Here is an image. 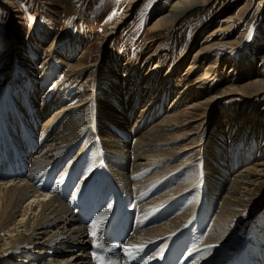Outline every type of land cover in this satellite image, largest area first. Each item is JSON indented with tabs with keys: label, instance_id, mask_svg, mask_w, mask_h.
Listing matches in <instances>:
<instances>
[{
	"label": "bare ground",
	"instance_id": "bare-ground-1",
	"mask_svg": "<svg viewBox=\"0 0 264 264\" xmlns=\"http://www.w3.org/2000/svg\"><path fill=\"white\" fill-rule=\"evenodd\" d=\"M135 1L136 0H130L127 9L128 12L132 3ZM215 3H217V0H175L171 3L168 10H164V12L159 13L155 17V19L149 24L148 30L150 29L152 32H157L164 29H171L185 13L193 7L206 6ZM250 4L251 0H246L241 8V14L239 15H243V12L248 9ZM0 6L9 9V13L11 14L5 27V37H7L6 49L4 51L5 54H0L3 58L7 59L6 63L0 67V78L3 79L8 75L7 83H9L8 85H4L3 83L0 86V88H4L5 86L4 90L0 92V98H2L0 120H2L1 125L3 126V132L6 133L9 129L16 128L15 119L11 118L10 115L11 109L13 112L16 111L14 116L19 115L24 118L26 114L23 107L26 106L27 111L31 110V112L29 111L26 124L23 126L25 129L24 131H26L27 136L30 138H38L41 142L40 147H38L39 152L35 154L34 157L33 152L26 148L27 144L17 146V154L27 162V176L24 175L25 177L0 180V195L3 196L2 199L6 203V206L7 204L12 205L14 215L21 212V218L17 219L16 217L13 222H10V220L4 218L0 214V262L5 264H34L36 263L35 260H37V263L42 260L43 254H48L53 260L43 262V264H57L55 262L57 259H63L61 258L63 254L60 255L62 252L65 250L71 251L74 247L81 246L83 249L72 255L67 264H90L89 256L86 253L88 250L84 251V248L88 245L87 242L89 240L99 239V235L102 232L101 227L103 225V219L106 217L107 212L98 214L85 229L84 226L76 220L72 210L68 208L66 201L57 197L56 193L48 195V193L39 188V181L37 182L39 176L33 179H29L28 177L33 169L37 167L43 169L41 173L44 174V167L56 161V158L61 155V152L79 136L83 129L87 128L89 132L94 130V133L96 134L95 137L98 138L103 145L109 143V148L119 150L124 156H126L127 160H132L135 165H148L157 161L163 162L172 157L181 159L183 157V152L185 151H188L189 154L195 156L194 159L187 160L184 163L177 162L168 167H163L158 173H167L169 171L184 168L188 165L192 166L195 163H198L199 157L204 159L202 183L195 185L199 191L198 195L196 192L192 193L190 202L184 203L181 208L182 211L177 213L174 218L167 221L165 224L141 232L135 227L133 234L124 245L125 253L126 249L129 248V245L136 246L133 247L135 248L133 252H137L149 243L154 242L151 240L156 238H160L161 240L165 235L171 236L176 232L181 231V228L194 217L200 204H202V215L206 219H210V221L209 229L201 243L199 257L195 264H231L228 251L237 249L240 245H244L248 241L247 238L242 239L237 236L235 241L231 242L230 238L232 233L236 230L239 223L244 220L242 219L243 217L246 215L249 216L253 212H257L259 206L264 203V160L257 161L254 164L243 165L235 170L231 169L234 165L232 163H235V160L238 159V156L234 154L241 150L238 148V145L242 141L244 134L248 131L247 123L251 122L253 129L254 126H260L261 128L264 127V104L261 113L253 118L252 121L250 119V114H253V111H249L250 117L249 115L244 117L239 132L236 135L234 133L232 137L230 136L237 144L235 151L230 150L232 148H229L230 144L227 143L229 138L222 133L221 127H223V123L220 122L217 123L219 124L218 128L213 129L210 134L206 135L204 138L202 137V134H199L198 132L194 139L188 140L185 143H182V145H178L176 148L158 151L157 148L164 147L166 144H179L180 141L177 139L194 133V130L192 129H185L179 133H168L170 130L179 129L181 125H195V122H199L198 127L206 126L208 123L207 116L211 114L212 110L213 112L217 110L220 100L227 95L236 97V101H232L235 106H242L241 104L244 103L247 106L252 107V105L260 99V96L264 94V68L262 67V72L251 79L244 80L242 83L239 82V84L234 83L225 85V87L221 88L219 92H216L211 96L209 95L206 98L199 99L198 96L200 97L203 93L209 94L213 92L211 91L212 89L214 90L213 87L221 82L222 72L219 68L221 58H214V61L212 60L209 62L206 72L202 76L197 77L191 84L185 85L181 82H175V85H173L174 88H172V81L169 82L170 74L173 75L175 72V69H173L174 66L168 69L163 78L162 85H159L160 87L157 89L150 86L145 87V84L150 79V71L147 72V75L142 78L139 83L133 84L132 80H130V78L128 79V77H135L138 75V73L131 75L134 67L124 68L119 66L110 71L113 75L117 76L118 79L107 84V88L102 90L99 93V96L94 92L96 89H93V91L91 90V92L85 97L83 102L72 104L70 101L61 98V93L58 92V89L54 91L58 77L41 95H38L37 92L34 91V89L38 91L39 84L42 85L45 82V79L48 78L47 75L49 74L50 68L48 69L44 66L46 65L45 60L42 59L40 61L44 56L39 58L38 55H34L31 59H27L26 56L23 54L21 55L22 50L20 45L23 40L19 34L21 31L14 33L13 30L16 27H13L14 25L12 24L14 18L18 17L19 9L12 6V0H0ZM218 11L219 10H216V12ZM128 12L122 18L128 15ZM122 18L112 27L114 30L110 28L111 32L107 35H110L115 31L116 26L121 22ZM228 20L229 18H223L222 22H227ZM229 29L230 24H227L225 28H218L214 29L212 32L210 31V36L218 34L219 31H228L226 35L230 36L232 31H229ZM51 31H53V29L50 26H47L43 29V34L46 35ZM249 37L250 34H241L233 40L224 42L223 45H234V48L239 52L242 48L247 46L246 41ZM57 39L58 37L55 36L53 40L47 44H43L45 46L44 50L47 53V56H45L47 59H52L54 56ZM211 50V45H204L197 48L191 62L192 65H189L186 68L187 73L193 68L195 62H199L204 58L206 53H209ZM157 51L162 50L158 48L153 54H156ZM186 51L187 48H184L181 57L177 58L174 62L175 65L181 61V64L185 62L184 57L186 56ZM4 55L6 56L4 57ZM80 58L82 59L78 58L76 61L74 60L73 62L66 63V65L70 67L71 73L75 74L74 78L79 76L83 77L85 73L89 72V77L86 79L91 81L95 80L96 77H98L97 74L102 62V56L95 61L85 62L86 57L85 52H83ZM164 63L165 60L162 58L156 63V72L160 71V68H158L159 65H163ZM249 63V59L244 58V56L241 55L239 60L233 63V66L235 65V67H238V65L242 64L246 68V71L245 69L242 70H244V72H250L252 67ZM39 67L42 68L41 71H38ZM14 68H18L19 71H22L21 75H23L22 77L24 81L26 80V84L22 81H17L13 77L14 75L12 76L11 73ZM197 68L195 70H197ZM127 71L130 74L128 73L125 77L121 78V75L126 74ZM254 74L255 73H253V75ZM155 76L157 77V74ZM239 76L241 77V74ZM209 79H211V81L214 80L213 87H208V82H204ZM13 81H16V84L21 86L19 87V90H17L18 93L16 91L17 94L14 95L11 92V84ZM155 82L156 78L154 83ZM149 90L154 93L158 91L159 94H163V97L168 99L167 101H169V104L162 105L163 101L161 97L153 96L152 98H148L146 94ZM195 97L199 100L194 101ZM256 97H258V99H256ZM90 100L94 106H99V109H94L99 113L98 115L89 113L88 119L83 121L82 124H79L82 120V115H85L83 114L84 111L75 115H71V113H76L79 109L81 110V107ZM159 104L164 107L163 109L165 113L148 128L142 129L140 133H137V141L133 146L129 142L116 136L113 128L119 129L128 136H131L130 132L133 129L134 133L138 132L142 122V127L144 124H147L150 111H152L151 115H156ZM181 104L183 105L182 108H180ZM37 105H41L38 107L40 111H32V108H35ZM225 110L224 114L228 116L226 112H229L233 124L235 119H239L241 116V113H237L234 109ZM41 111L46 113V115L42 114ZM134 114L135 117L131 124L130 119ZM145 114L147 115L145 116ZM42 116H46V118L42 120ZM53 124L56 127L55 131L52 129ZM40 125L41 128H43L41 131V137L35 132V129ZM120 126L123 127V129L119 128ZM90 127H93V129ZM103 134L110 135L104 138L105 136H103ZM2 137L3 135L1 134L0 159L2 158L1 151L4 149ZM20 141L21 140H19V142ZM23 141H25V139ZM256 142L257 139L253 140V148L248 149L247 154L249 156L253 154L257 145ZM32 146L34 147V145ZM86 146H88L87 148L90 155L97 150L94 146L89 144L82 145L81 149H85ZM262 147L264 149V140ZM242 151L243 153L246 152L243 146ZM99 152L100 156H103L104 163L108 166L109 172L113 174L119 188L127 193L132 199L137 201L140 214L147 215L159 204L170 200L168 192L173 191L174 188L170 186L171 179L168 175H147L144 178V181L139 184L132 179L129 172L125 173L126 167L120 159L106 152L105 148L103 151L99 150ZM228 157L229 160L226 159ZM224 166H228L229 169L235 171L233 174L234 177H231L233 182L226 187L224 186V180L221 177V171L225 170L223 168ZM55 171L57 170L55 169ZM184 171L186 172V170ZM23 173L25 174L24 170H9L7 172H0V178H4L10 174ZM42 180L43 176L40 177V181ZM182 185L183 184L177 186V188H181ZM203 189L207 191L206 197L203 193ZM159 191L163 192L157 196L156 194ZM219 192L222 193V196L217 198ZM152 194H155V199L147 201L144 204L140 202L144 196H150ZM27 198H29V201L27 202L26 208L17 209L16 206L18 201ZM177 200L180 201V199ZM14 201H16V203L13 205ZM205 202L208 211L204 210ZM172 208L175 209L176 206L173 205ZM249 222L251 223L250 219ZM258 224L259 228L248 227V234H255L257 239L259 237H264V222L259 220ZM242 229L243 225L238 230L237 234ZM99 230H101V232H99ZM179 233L174 235L173 239H175ZM65 247L67 248L65 249ZM35 248L37 250L34 251ZM30 250L42 255L33 254ZM161 253L162 250L158 247L153 253L154 256H150L147 260L149 262L153 261L156 259V255H161Z\"/></svg>",
	"mask_w": 264,
	"mask_h": 264
},
{
	"label": "rangeland",
	"instance_id": "rangeland-1",
	"mask_svg": "<svg viewBox=\"0 0 264 264\" xmlns=\"http://www.w3.org/2000/svg\"><path fill=\"white\" fill-rule=\"evenodd\" d=\"M174 1L175 0H136L132 3L128 12L127 9L130 4V0H12V6L19 9V13L17 15L18 17L14 18L12 24L14 25L13 27H16L13 30L14 33L21 31L19 33L23 39L20 45L22 50L21 55L23 54L27 57V59H31L34 55H38L39 58L44 56L40 59V61L42 59L45 60L46 65L44 66L48 69L50 68L49 74L47 75L48 78L46 77L47 79H45V82L42 85L39 84L38 91H36V89H34V91L37 92L38 95H41L58 77L57 85H55L54 91L58 89V92L61 93V98L70 101L72 104L80 103L83 102L91 90L93 91V89H96L94 92L97 93V96H99V93L107 88V84L115 79H118V77L113 75L110 71L115 69V67L118 68L119 66L124 68H130L132 66L134 67L131 75L135 73H138V75L135 77H128V79L130 78V80H132L133 84L139 83L142 78L147 75V72L150 71V79L145 84V87L150 86L155 89L159 88V85H162L163 78L165 77L168 69L174 66L173 69H175V74H170L169 77V82L172 81V88H174L173 85H175V82H181L185 85L191 84L197 77L202 76L206 72L209 62L221 58L219 68L222 72V80L215 87H213L214 80L211 81V79H209L204 81L208 82V87H213L214 90L212 89L211 91L213 92L209 94L203 93L200 95V97L198 96L199 99H202L219 92L221 88L225 87V85L234 83L239 84V82L242 83V81L251 79L262 72L264 68V0H251L250 6L243 12V15L239 14H241V8L245 4L246 0H217V3L215 4L193 7L188 12H186L171 29H164L157 32H152L150 29L148 30L149 24L155 19V17L159 13L164 12V10H168L171 3ZM216 10L219 11L216 12ZM127 12L128 15L122 18ZM10 15L9 9L2 8V6H0V54H5L4 51L6 49L7 40V37H5V27L10 19ZM121 18L122 20L116 26L115 31L112 34L107 35L109 32H111V29L114 30L112 27ZM223 18H229V20L227 22H222ZM227 24H230L229 31H232L230 36L226 35L228 31H219L218 34L210 36V33L214 29L225 28ZM47 26H50L53 31L45 35L43 34V29ZM241 34H250V38H248L246 41L247 46L242 48V50L239 52L234 48V45H223L224 42L233 40ZM55 36L58 37V39L54 49V56L52 59H47V57H45L47 56V53L44 50L45 46L43 44H47L53 40ZM204 45H211L212 50L209 53H206L204 58H202L199 62H195L193 64V68H191L187 73L186 68L189 65H192L191 62L195 54V50ZM158 48H160L162 51H157L156 54H153V52H155ZM184 48H187V51L185 52L186 56L184 57L185 62L181 64V61L175 65L174 62L177 58L181 57ZM83 52H85V62L95 61L100 56H102V62L99 66V71L97 74L98 77H96L95 80L91 81L86 79L89 77V72L85 73L83 77L79 76L74 78L75 74L71 73L70 67L66 65L67 62H73L74 60L76 61L78 58L82 59L80 56ZM241 55H243L244 58L249 59V65L252 67L250 72H244L242 69H245L246 71V68L242 64L238 65V67H235V65L233 66V63L235 61L237 62ZM5 56L6 55H4V57ZM161 58L165 60V63L163 65L160 64L158 67L160 68V71L156 72V63ZM6 61L7 59L0 55V67L3 66ZM196 68L197 70H195ZM41 70L42 68L39 67L38 71ZM128 73L129 72L127 71L126 74L121 75V78L125 77ZM253 73L255 74L253 75ZM11 74L12 76L14 75L13 77L17 81H22L26 84V80L24 81L22 77L23 75H21L22 71H19L18 68H14ZM156 74L157 77L155 76ZM240 74L241 77L239 76ZM7 78L8 75H6L3 79L0 78V86L3 83L4 85L9 84L7 83ZM155 78L156 82L154 83ZM11 85V92L13 95L17 94V90H19V87L21 86L17 85L16 81H13ZM4 88L1 87L0 92L4 90ZM151 90H149L146 94L148 98H152L153 96L161 97L163 101L162 105L169 104V101H167L168 99L163 97V94H159L158 91L154 93ZM225 97L220 100L217 110L214 112L212 110L211 114L207 116L208 123L206 126L198 127L199 122H195V125H181L177 130H170L168 133H179L185 129H192L194 130V133L177 139L180 141L179 144H166L164 147H158L157 151L176 148L178 145L180 146L182 143L194 139L196 137V133L198 132L199 134H202V137L204 138L206 135H209L213 129L218 128L219 124L217 123L219 122L223 123V127H221L222 133H224L225 136L229 138L227 143L230 144L229 148H232L230 150L235 151L237 144L231 137L234 133L236 135L239 132L241 128V122L243 121L244 117L250 114L249 111H253V114H250L251 121L261 113V109L264 104V94L260 96V99L257 100L255 104L252 105V107L247 106L244 103L241 104L242 106H235V104L232 103V101H236L235 96L232 97V95H227ZM198 98L195 97L194 101H198ZM256 99H258V97H256ZM1 101L2 98H0V110ZM41 105H37L35 108H32V111L39 112L40 109L38 107ZM162 105L159 104L157 107L158 111L155 116L151 115L152 111L149 112L147 124H144L142 127V122L138 132L134 133L133 129L130 132L131 136H128L119 129L113 128L116 136L129 142L133 146L137 141V133H140L142 129L148 128L165 113L163 109L164 107H162ZM82 107L81 110H78V112L71 113V115H75L84 111L83 114L85 115H82V120L79 124H82L83 121L88 119L89 113L94 115H98L99 113L94 110L95 108L99 109V106H94L91 100L85 103ZM182 107L183 105L181 104L180 108ZM23 108L26 114L24 118L19 115L14 116L16 111L13 112L12 109L10 111L11 118L15 119L16 128L9 129V131L5 133L3 132V126L1 125L2 120H0V135H3L2 142L4 146L6 143L10 144L9 153L12 154L10 155L11 157L15 154L17 146L23 144H27L26 148L33 152L34 157L35 154L39 152L38 147H40L41 144L40 139L38 140V138H30L27 136L26 131H24L25 129L23 126L26 124L29 111L31 112V110L27 111L26 106ZM228 109H234L237 111V113H241V116L239 115V119L235 117L236 119L234 124L231 122L229 112H226L228 116L224 114V110L227 111ZM41 113L46 115V113L42 111ZM146 115L147 114H145V116ZM134 117L135 114L132 115L130 119L131 124ZM45 118L46 116H42V120ZM247 125L248 131L244 134L242 141L238 145V148L241 150L234 154L238 156V159L235 160V163H232L234 164L231 168L232 170H235L236 168H239L243 165L254 164L257 161L264 160V149L262 147L264 140V127L261 128L260 126H254L253 129L251 122H248ZM90 128L93 129V127ZM119 128L123 129L121 126ZM42 129L43 128H41V125L35 129L36 134H38L40 137ZM52 129L54 131L56 129L54 124ZM109 135L110 134H103V136H105L104 138ZM95 136L96 134L94 133V130L89 132L87 128L83 129L79 136L66 149H64L61 154L66 152L69 148L76 150L81 148L82 145L89 144L94 146V148L97 150L103 151L105 148L106 152L120 159L126 167L125 173L129 172V175L132 177V179H134V181L139 184L144 181V178L147 175H168V177L171 179L170 186L174 188L173 191L168 193L170 195V200H172V202L175 201L173 205L176 206L175 209L171 207V218H174L177 213L182 211L181 208L184 203L190 202L192 193L196 192L198 195L199 191L195 185L202 183V172L204 165V159L202 157H199L198 163H195L192 166L188 165L184 168L169 171L167 173H158L163 167H168L177 162L184 163L187 160L194 159L195 156L189 154L188 151H185L183 152V157L181 159L172 157L163 162L157 161L148 165H135L132 160H127L126 156H124L119 150L109 148V143H107V145H103V143ZM24 139L25 141H23ZM255 139H257V145L253 151V154L249 156L247 151L248 149L253 148V140ZM19 140L21 141L19 142ZM32 145H34V147ZM242 146L246 150L244 153V149L242 151ZM229 157L226 159L229 160ZM57 161L58 157L56 158V161L53 162L54 164L51 163L44 167V174L41 173L43 169L39 167L34 168L31 174L28 176L29 179L39 176L37 180L38 182L40 181L41 176H43V180L55 177L59 170ZM228 166H224L223 168L225 170L221 171V177L224 180L223 182L225 187L229 186L233 182L231 177H234L233 174L235 172L229 169ZM55 169L57 171H55ZM184 170H186V172ZM181 184H183L182 187L177 188V186ZM162 192L163 191H159L156 195L159 196ZM203 193L206 197L207 191L205 189H203ZM221 196L222 193L219 192L217 198H220ZM2 198L3 196L0 195L1 216L10 220V222H13L16 217L17 219H20L21 212H18V214L14 215V209L12 208V205L7 204L6 206V203ZM28 199L29 198L23 200L20 199L16 208H26L27 202L29 201ZM177 199H180V201ZM16 201L13 202V205L16 203ZM135 202L137 204L136 200ZM146 202L147 201L141 203L144 204ZM204 210L208 211L206 202ZM242 219L244 220L239 223L236 230L232 233L230 241H235L237 236L242 239L247 238L248 241L244 245H240L237 249L242 248L243 250H254L264 242V237H259L257 239L255 234H248V227L259 228V220L264 222V203L259 206V210L257 212H253L249 216L246 215ZM249 219L251 223L249 222ZM209 221H207L206 225H204L203 222H198V220L193 223L195 226L196 235H198L199 238H205V234L209 229ZM242 225L243 229L237 234ZM179 232L180 231L176 232L173 234V236ZM157 240L160 242V238H156L151 241ZM66 248L67 247H65V249ZM86 248L87 246L84 248V251ZM82 249L83 248L79 246L74 247L71 251L65 250L60 254H63L61 257L63 259L59 258L55 262L57 264H67L69 263L68 261H70L71 256ZM237 249H235V252ZM35 250L37 249L35 248L34 251ZM30 251L33 254L42 255L37 252H32V250ZM49 260H53L50 255L43 254V258L40 260V262L37 263V260H35L36 263H33L43 264V262H48ZM0 264L5 263L0 262Z\"/></svg>",
	"mask_w": 264,
	"mask_h": 264
},
{
	"label": "snow or ice",
	"instance_id": "snow-or-ice-1",
	"mask_svg": "<svg viewBox=\"0 0 264 264\" xmlns=\"http://www.w3.org/2000/svg\"><path fill=\"white\" fill-rule=\"evenodd\" d=\"M250 38V37H249ZM95 234V233H94ZM97 247H102V245H96ZM115 247V246H114ZM133 247H135V246H133ZM137 250H139V249H137Z\"/></svg>",
	"mask_w": 264,
	"mask_h": 264
}]
</instances>
